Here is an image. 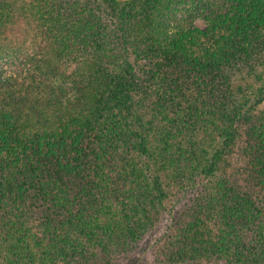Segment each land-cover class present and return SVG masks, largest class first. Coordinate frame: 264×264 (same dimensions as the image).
Masks as SVG:
<instances>
[{"label":"trees","instance_id":"trees-1","mask_svg":"<svg viewBox=\"0 0 264 264\" xmlns=\"http://www.w3.org/2000/svg\"><path fill=\"white\" fill-rule=\"evenodd\" d=\"M0 264H264V0H0Z\"/></svg>","mask_w":264,"mask_h":264},{"label":"rangeland","instance_id":"rangeland-1","mask_svg":"<svg viewBox=\"0 0 264 264\" xmlns=\"http://www.w3.org/2000/svg\"><path fill=\"white\" fill-rule=\"evenodd\" d=\"M196 24L199 26H203L204 23L200 18H197ZM167 221H168V218L167 217L164 218L158 230L152 231L150 234L145 235L144 240H142V242L138 245V248H137L138 250L135 253L136 256L143 254L145 256L147 255L149 258L151 257L149 245L163 231Z\"/></svg>","mask_w":264,"mask_h":264}]
</instances>
